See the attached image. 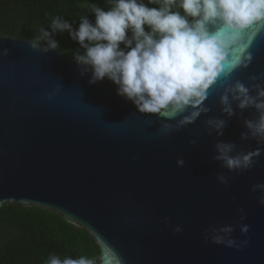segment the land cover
Masks as SVG:
<instances>
[{
	"label": "water",
	"instance_id": "1",
	"mask_svg": "<svg viewBox=\"0 0 264 264\" xmlns=\"http://www.w3.org/2000/svg\"><path fill=\"white\" fill-rule=\"evenodd\" d=\"M248 39L243 35L232 54L241 55ZM29 41L0 33V208L46 209L86 229L99 264H264V193L252 190L264 183V153L245 172L213 159L218 141L238 151L264 148L240 139L254 109H235L224 135H209L206 119L226 118L223 90H210V113L162 136L167 117L141 114L108 79L90 84L91 72L81 76L73 56L34 51ZM250 50L252 64L233 74L246 85L264 73V35ZM219 174L229 177L227 185ZM177 226L183 231L174 232ZM224 226L247 245L212 242L210 229Z\"/></svg>",
	"mask_w": 264,
	"mask_h": 264
},
{
	"label": "clouds",
	"instance_id": "2",
	"mask_svg": "<svg viewBox=\"0 0 264 264\" xmlns=\"http://www.w3.org/2000/svg\"><path fill=\"white\" fill-rule=\"evenodd\" d=\"M107 3L112 5L107 11L91 4L89 11L95 20L81 15L78 27L74 26L76 21L70 23L64 16L54 17L50 30L43 27L37 30L29 41L31 48L43 53L56 50L60 48L56 36L67 32L79 44L73 56L81 76L91 72L90 84L108 79L116 85L118 95L131 101L141 114L167 117L161 124L162 136L180 131L210 113L206 103L210 90L222 89L219 102L226 118L206 119L208 134L223 136L229 120L236 115L235 109L242 114L251 108L258 115L255 119H243L247 131L240 139H253L264 145V73L250 76L247 85L233 80L234 73L252 64L254 54L250 48L264 35V0H107ZM245 34L249 39L242 54L233 55V49L240 45ZM3 55H8L7 49ZM191 143L195 145L197 141L193 139ZM215 149L213 159L232 172L252 169L264 153L262 147L238 151L235 143L224 141H218ZM176 163L183 167L185 160L178 158ZM217 179L221 184L229 183V177L223 174ZM252 190L264 193V183L254 184ZM259 204L264 206V195ZM249 227L242 224L241 232L247 233ZM182 231L179 226L174 229L176 233ZM210 231L216 244L240 248L248 243L245 240L240 244L231 238L234 231L231 226L212 227ZM48 264L95 262L84 256L61 261L52 255Z\"/></svg>",
	"mask_w": 264,
	"mask_h": 264
},
{
	"label": "trees",
	"instance_id": "3",
	"mask_svg": "<svg viewBox=\"0 0 264 264\" xmlns=\"http://www.w3.org/2000/svg\"><path fill=\"white\" fill-rule=\"evenodd\" d=\"M93 3L105 11L112 7L107 0H0V33L32 40L40 27L50 30L56 16H64L70 23L76 21L74 26L78 27L81 15L95 20L89 11ZM56 39L68 55L73 56L79 48L67 32ZM98 254V245L89 232L59 214L17 204L0 208V264H48L52 255L61 261L84 256L99 264Z\"/></svg>",
	"mask_w": 264,
	"mask_h": 264
}]
</instances>
